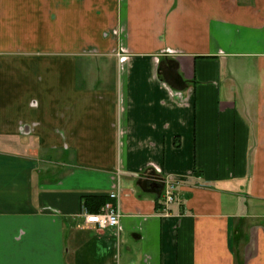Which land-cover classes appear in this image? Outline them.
Returning a JSON list of instances; mask_svg holds the SVG:
<instances>
[{
    "label": "crops",
    "instance_id": "obj_1",
    "mask_svg": "<svg viewBox=\"0 0 264 264\" xmlns=\"http://www.w3.org/2000/svg\"><path fill=\"white\" fill-rule=\"evenodd\" d=\"M0 264H264V0H0Z\"/></svg>",
    "mask_w": 264,
    "mask_h": 264
},
{
    "label": "built area",
    "instance_id": "obj_2",
    "mask_svg": "<svg viewBox=\"0 0 264 264\" xmlns=\"http://www.w3.org/2000/svg\"><path fill=\"white\" fill-rule=\"evenodd\" d=\"M164 180V179H163ZM162 185V198L165 205L173 203L175 196V183L171 180H164ZM114 196L111 195L110 198ZM84 223L87 225H94L96 228L102 230L107 228L119 227L120 214L116 211L114 206L110 203L104 204L97 213H84Z\"/></svg>",
    "mask_w": 264,
    "mask_h": 264
},
{
    "label": "trees",
    "instance_id": "obj_3",
    "mask_svg": "<svg viewBox=\"0 0 264 264\" xmlns=\"http://www.w3.org/2000/svg\"><path fill=\"white\" fill-rule=\"evenodd\" d=\"M107 197L104 196H84L82 197L83 206L89 212H98L99 209L106 204Z\"/></svg>",
    "mask_w": 264,
    "mask_h": 264
},
{
    "label": "water",
    "instance_id": "obj_4",
    "mask_svg": "<svg viewBox=\"0 0 264 264\" xmlns=\"http://www.w3.org/2000/svg\"><path fill=\"white\" fill-rule=\"evenodd\" d=\"M150 187L153 188V189H155V190H158V189L160 188L159 185L154 184V183H151V184H150Z\"/></svg>",
    "mask_w": 264,
    "mask_h": 264
},
{
    "label": "rangeland",
    "instance_id": "obj_5",
    "mask_svg": "<svg viewBox=\"0 0 264 264\" xmlns=\"http://www.w3.org/2000/svg\"><path fill=\"white\" fill-rule=\"evenodd\" d=\"M119 56V58H121L122 55L120 54H117ZM163 180V179H162ZM172 182H176V180H171ZM163 183H165L164 181H162ZM175 190L177 189V184L175 183ZM174 200H175V197H174ZM174 202V201H173Z\"/></svg>",
    "mask_w": 264,
    "mask_h": 264
}]
</instances>
